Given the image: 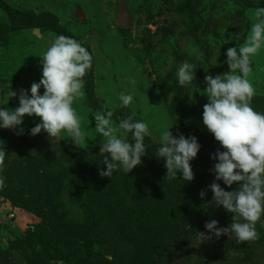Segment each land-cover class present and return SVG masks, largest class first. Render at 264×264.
Instances as JSON below:
<instances>
[{"label":"rangeland","instance_id":"rangeland-1","mask_svg":"<svg viewBox=\"0 0 264 264\" xmlns=\"http://www.w3.org/2000/svg\"><path fill=\"white\" fill-rule=\"evenodd\" d=\"M121 1L130 26L116 23ZM257 7L264 0H0V108L18 106L8 91L39 82L41 57L56 36L79 41L93 57L84 94L73 103L84 142L75 145L63 131L57 138L43 130L30 135L35 116L24 117L22 135L0 129L7 154L0 169V264H264V217L257 237L242 243L204 228L213 219L218 227L232 222L231 213L209 202L216 162L210 154L220 146L202 123L204 77L228 71L224 53L243 46ZM184 61L197 69L195 80L180 86L176 71ZM252 69L251 104L264 112V48ZM121 92L133 94L127 107ZM109 110L114 126L132 116L153 133L144 139L141 164L111 178L99 175L107 153H99L93 118ZM166 128L201 145L191 182L165 178L155 153ZM126 138L133 142L130 133ZM41 230L67 245V256L54 258Z\"/></svg>","mask_w":264,"mask_h":264},{"label":"clouds","instance_id":"clouds-1","mask_svg":"<svg viewBox=\"0 0 264 264\" xmlns=\"http://www.w3.org/2000/svg\"><path fill=\"white\" fill-rule=\"evenodd\" d=\"M255 22L243 46L229 47L224 55L228 71L223 74L205 75L203 90L208 102L203 106L202 123L218 142L219 148L210 154L216 161L209 170L214 174L208 186L212 193V205L232 214V222L226 227H218L213 219L204 224L206 231L219 238L222 235L235 236L238 242L257 237L256 223L264 217V112L256 111L251 104L255 88L248 79L252 72V57L264 48V7L254 12ZM239 39V35L234 36ZM41 78L33 82L30 89L8 91V99L16 97L18 106L14 109L0 108V129L13 130L17 135L24 134L20 127L24 117H38L39 123L29 130L35 136L43 130L50 138L60 137L66 132L75 145L85 141L81 122L73 103L83 96L84 77L92 67L93 57L81 43L71 37L58 35L41 57ZM196 66L184 61L176 71L180 86H187L195 80ZM135 85L134 80L129 81ZM43 88V93L40 89ZM121 106L133 102V94H119ZM112 111H99L93 118L95 129L102 137L99 153H107L102 160L104 169L101 177H112L122 170L128 174L141 164L146 155L144 139L152 136L149 125L132 116L119 121L114 126ZM166 128L159 136V147L155 156L164 161L168 180L179 178L185 182L194 179L191 161L197 156L201 145L195 136ZM131 134L132 141L126 137ZM223 149V150H221ZM7 154L0 147V169ZM223 184L224 187L221 186ZM236 187L233 190L226 188ZM4 177L0 176V188ZM206 191L201 190L203 199ZM207 238L204 232H198Z\"/></svg>","mask_w":264,"mask_h":264},{"label":"trees","instance_id":"trees-1","mask_svg":"<svg viewBox=\"0 0 264 264\" xmlns=\"http://www.w3.org/2000/svg\"><path fill=\"white\" fill-rule=\"evenodd\" d=\"M41 233H42L43 238L45 237V239L48 240V249L54 258L61 259L67 256L68 251H69L67 245L60 243V242H56L53 238L50 239V237L47 236V233H45V230H41Z\"/></svg>","mask_w":264,"mask_h":264},{"label":"water","instance_id":"water-1","mask_svg":"<svg viewBox=\"0 0 264 264\" xmlns=\"http://www.w3.org/2000/svg\"><path fill=\"white\" fill-rule=\"evenodd\" d=\"M118 26H130V20L127 11L124 8V2L121 1L118 6L117 21Z\"/></svg>","mask_w":264,"mask_h":264},{"label":"built area","instance_id":"built-area-1","mask_svg":"<svg viewBox=\"0 0 264 264\" xmlns=\"http://www.w3.org/2000/svg\"><path fill=\"white\" fill-rule=\"evenodd\" d=\"M10 216L12 217V216H13V214H10Z\"/></svg>","mask_w":264,"mask_h":264}]
</instances>
